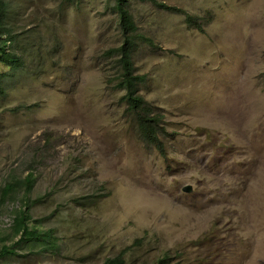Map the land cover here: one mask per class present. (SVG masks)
I'll list each match as a JSON object with an SVG mask.
<instances>
[{
	"label": "rangeland",
	"instance_id": "rangeland-1",
	"mask_svg": "<svg viewBox=\"0 0 264 264\" xmlns=\"http://www.w3.org/2000/svg\"><path fill=\"white\" fill-rule=\"evenodd\" d=\"M8 1L24 64L0 96V244L17 249L0 264H264V0H161L204 31L129 1L155 43L133 58L139 92L164 115L166 153L118 86L115 0ZM30 171L33 189L4 197ZM26 203L55 250L16 242Z\"/></svg>",
	"mask_w": 264,
	"mask_h": 264
},
{
	"label": "trees",
	"instance_id": "trees-1",
	"mask_svg": "<svg viewBox=\"0 0 264 264\" xmlns=\"http://www.w3.org/2000/svg\"><path fill=\"white\" fill-rule=\"evenodd\" d=\"M130 0H115V8L119 15V25L123 33V41L117 46L111 48L110 54H118L121 64V74L118 86L125 89L123 98L128 103L127 110L133 114L138 128L143 137L148 142L155 144L166 153L165 141L161 136L162 122L164 115L156 110L155 106L145 99L139 92L138 85L145 80L144 75L135 73V62L133 53L140 41L150 45H155L153 39L139 30L132 12L129 10ZM149 1L159 8L171 11L183 12L189 26L204 31V26L198 17L191 12L175 5H170L161 0H143ZM11 3L8 0H0V63L7 66L6 71L0 72V96H7L9 93V84L17 76L19 70L23 67L24 59L19 52L13 49L11 44L17 41L18 34L13 31L9 25L11 17ZM10 47V49H8ZM30 108L29 105H19L17 109ZM35 174L30 171L21 180L10 181L3 188V195L9 196L16 189L17 185H25L27 191L33 189ZM15 235H19L17 243H26L30 246L41 247L44 250H55L59 246L58 238L53 229H44L30 213V204L26 203L24 208L20 209L12 225ZM17 254V249L8 244H0V259L9 255ZM160 260L157 264H166ZM125 259L119 254L116 257L108 258L103 264H124Z\"/></svg>",
	"mask_w": 264,
	"mask_h": 264
},
{
	"label": "water",
	"instance_id": "water-1",
	"mask_svg": "<svg viewBox=\"0 0 264 264\" xmlns=\"http://www.w3.org/2000/svg\"><path fill=\"white\" fill-rule=\"evenodd\" d=\"M185 189L189 191V190H191V189H192V186H191V185H189V186H186V187H185Z\"/></svg>",
	"mask_w": 264,
	"mask_h": 264
}]
</instances>
